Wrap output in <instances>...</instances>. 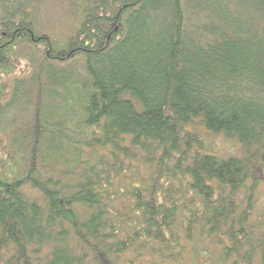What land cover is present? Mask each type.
I'll list each match as a JSON object with an SVG mask.
<instances>
[{
  "label": "trees",
  "instance_id": "trees-1",
  "mask_svg": "<svg viewBox=\"0 0 264 264\" xmlns=\"http://www.w3.org/2000/svg\"><path fill=\"white\" fill-rule=\"evenodd\" d=\"M261 187L264 0H0V264H264Z\"/></svg>",
  "mask_w": 264,
  "mask_h": 264
},
{
  "label": "rangeland",
  "instance_id": "rangeland-1",
  "mask_svg": "<svg viewBox=\"0 0 264 264\" xmlns=\"http://www.w3.org/2000/svg\"><path fill=\"white\" fill-rule=\"evenodd\" d=\"M59 15H61L60 11H57V9L53 5H49L46 10L43 9V13L41 14L40 18L43 22L49 23L51 25L56 26H62L63 29H65L64 23L59 20ZM27 69V65L25 60H22L18 65L14 72H12L11 80L14 75H22V73ZM202 131L203 137L205 139L206 143V149L210 152H215L218 154L223 155H229V154H237L239 146L237 143L224 139L221 136L212 135L206 131H204L202 128H198ZM261 197H263L264 194V187H261L260 190ZM262 206L264 204V200L261 202ZM256 217V216H255ZM197 261V264H202L204 262V257H200Z\"/></svg>",
  "mask_w": 264,
  "mask_h": 264
}]
</instances>
